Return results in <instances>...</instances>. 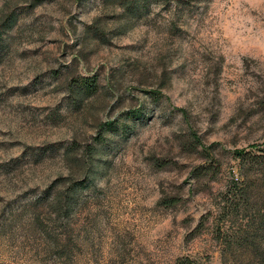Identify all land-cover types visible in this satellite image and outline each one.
Returning <instances> with one entry per match:
<instances>
[{
  "label": "rangeland",
  "instance_id": "rangeland-1",
  "mask_svg": "<svg viewBox=\"0 0 264 264\" xmlns=\"http://www.w3.org/2000/svg\"><path fill=\"white\" fill-rule=\"evenodd\" d=\"M138 1L0 0V264H264V0Z\"/></svg>",
  "mask_w": 264,
  "mask_h": 264
},
{
  "label": "trees",
  "instance_id": "trees-1",
  "mask_svg": "<svg viewBox=\"0 0 264 264\" xmlns=\"http://www.w3.org/2000/svg\"><path fill=\"white\" fill-rule=\"evenodd\" d=\"M142 1L145 4L144 6H146L148 0H142ZM120 2H122L125 7H128V9L132 3H134V2H136V4H137V2L139 3L138 0H131V1L130 0H120ZM139 5H140V3H139ZM14 23H16V18H15V14H12V16L9 18L8 22L6 23V25H8V28H11L14 25ZM83 84H84V87H83L84 89H82L81 87L80 88L78 87V89L76 91L77 94H80V96H79L80 98H78V99H80V101L82 100L81 97H84L85 91L90 89V87L94 86V84H92L91 81L86 80V79H84ZM240 185H242V182ZM241 188L244 189V184H243V187H241ZM62 198H63V196H61V194H59V195L57 194L55 197H53L52 202H50V204L58 203L60 200H62ZM66 198H67V202H70L71 199L74 198L73 197V190H69V192H67ZM69 205L70 204L67 203L66 209H69ZM175 264H194V262L188 258H185V259H178Z\"/></svg>",
  "mask_w": 264,
  "mask_h": 264
}]
</instances>
